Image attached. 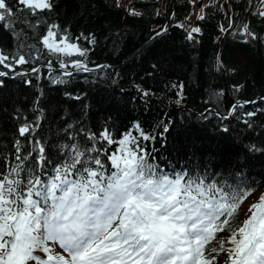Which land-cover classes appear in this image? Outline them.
I'll use <instances>...</instances> for the list:
<instances>
[{
    "label": "trees",
    "instance_id": "trees-1",
    "mask_svg": "<svg viewBox=\"0 0 264 264\" xmlns=\"http://www.w3.org/2000/svg\"><path fill=\"white\" fill-rule=\"evenodd\" d=\"M9 3L15 10L12 28L0 22V52L9 57L0 64V72L7 73L0 77V170L18 163L17 140L24 154L34 139L42 142L50 160H59L60 145L91 146L86 133L99 137L107 130L116 141L128 131L139 137L134 128L139 124L154 137L139 141L154 164L199 174L242 198L253 184L264 185L260 9L244 8L241 0H232L234 7L215 0L204 6V19H195L200 31L189 39L178 24L191 12L189 0H127L125 5L118 0H52V9L36 15L21 11L15 0ZM53 25L57 36L68 35L87 49L86 58L50 55L41 37ZM18 54L28 62L14 63ZM58 56L69 64L71 77L61 76ZM73 59L83 60L92 71L72 68ZM56 78L67 82L53 83ZM235 102L227 117L211 110L198 113L208 106L227 113ZM25 124L34 130L20 136ZM114 144L95 143L103 147L106 165ZM238 218L239 211L232 228Z\"/></svg>",
    "mask_w": 264,
    "mask_h": 264
},
{
    "label": "snow or ice",
    "instance_id": "snow-or-ice-1",
    "mask_svg": "<svg viewBox=\"0 0 264 264\" xmlns=\"http://www.w3.org/2000/svg\"><path fill=\"white\" fill-rule=\"evenodd\" d=\"M15 4L32 15L53 8L52 0H15ZM257 14L264 16V10ZM14 19L9 0H0L3 27L11 29ZM54 27L41 37L50 55L76 53L86 58L88 50L68 42V35L57 41ZM199 31L192 28L188 38ZM57 58L61 76L71 77L69 64ZM8 59L0 52V64ZM27 62L23 54L14 60ZM70 64L78 71H92L81 59ZM46 66L51 68L52 62ZM5 75L0 72V77ZM134 128L139 137L128 131L119 141L107 130L99 137L86 133L91 146L60 145L59 160H50L39 140L31 141L33 148L26 154L16 141L18 163L0 170V264H220L221 253L224 264H264V193L249 206L241 225L232 228L243 194L225 191L199 174L169 173L149 162L151 153L139 141L154 137L145 135L139 124ZM33 130L25 124L19 134ZM98 139L120 146L107 156L110 166L101 158L103 147L95 146ZM225 231L230 234L219 238Z\"/></svg>",
    "mask_w": 264,
    "mask_h": 264
},
{
    "label": "rangeland",
    "instance_id": "rangeland-1",
    "mask_svg": "<svg viewBox=\"0 0 264 264\" xmlns=\"http://www.w3.org/2000/svg\"><path fill=\"white\" fill-rule=\"evenodd\" d=\"M192 1L195 3V2H197L198 0H192ZM209 1H212V0H200L201 3H205V2H209ZM225 3H227V0H225ZM202 6H203V5H202ZM202 6L199 5L198 7H195L194 12H193V14L191 15V17L194 16V14H197V13L201 10ZM259 192H261V191L258 190V192H255V193H253L252 195H250V196H249V197L243 202V204L241 205V210H242V213H243V214H242V221L246 218V217H245V213L247 212L249 206H250V205L256 200L257 195L259 194ZM229 234H230L229 232H226V233H224V236H228ZM220 235H221V233H220ZM218 237L220 238L219 234H218ZM213 243H215V242H213ZM218 259H219V261H220V264H224L225 256H224L223 253L220 254V256L218 257Z\"/></svg>",
    "mask_w": 264,
    "mask_h": 264
}]
</instances>
